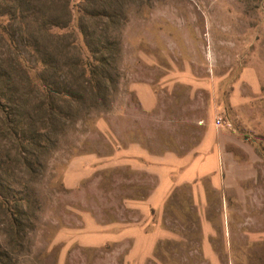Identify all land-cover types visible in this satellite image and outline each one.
Wrapping results in <instances>:
<instances>
[{"label":"rangeland","instance_id":"obj_1","mask_svg":"<svg viewBox=\"0 0 264 264\" xmlns=\"http://www.w3.org/2000/svg\"><path fill=\"white\" fill-rule=\"evenodd\" d=\"M115 1L121 12L112 37L119 52L99 95L82 90L79 102L63 105L64 117L51 123L43 102L56 96L41 85L23 91L33 103L28 124L34 131L50 126L37 137L42 149L23 155L11 143L4 152L12 161L4 164L11 167L9 183L26 188L34 201L31 228L21 249L9 248V264L202 260L195 252L201 222L187 205L189 189L176 190L165 209L148 203L165 158L193 155L211 125L235 135L230 148L247 169L241 192L253 200L245 218L259 231L235 261L264 264V0ZM77 25L74 11L67 30L81 43ZM238 207L230 203L225 224L234 246ZM214 217L220 227L224 211ZM4 221L0 209V249L7 245Z\"/></svg>","mask_w":264,"mask_h":264},{"label":"trees","instance_id":"obj_2","mask_svg":"<svg viewBox=\"0 0 264 264\" xmlns=\"http://www.w3.org/2000/svg\"><path fill=\"white\" fill-rule=\"evenodd\" d=\"M117 4L115 0H81L77 5L73 0H0V209L8 245L0 249V264L11 263L14 251L9 248H22L31 228L28 205L34 204L26 188L9 183L11 167L4 164L12 161L4 152L11 143L23 155L29 148L42 149L44 142L37 137L48 134L50 126L34 131L28 124L33 103L23 91L42 86L56 96L43 102L51 123L64 117L63 105L79 102L82 90L99 95L109 85L119 52L112 37L121 12ZM74 11L81 43L73 30H67ZM24 160L31 167V157Z\"/></svg>","mask_w":264,"mask_h":264},{"label":"crops","instance_id":"obj_3","mask_svg":"<svg viewBox=\"0 0 264 264\" xmlns=\"http://www.w3.org/2000/svg\"><path fill=\"white\" fill-rule=\"evenodd\" d=\"M232 98V101L236 102L235 95ZM234 141L235 135L229 129L209 126L193 155L183 157L180 161H173L171 156L165 158L163 177L154 197L148 203L165 209L169 200L174 198L176 190L182 187L189 189L187 205L196 209L201 222V231L199 236L196 235L199 240L195 252L202 256V260H197L196 264H238L234 257L241 255L243 244L250 239L255 241L259 237V231L256 229L258 226L252 223L254 221L252 217L245 218L246 206L252 204L253 200L244 196L245 192H241V182L246 178L244 176L247 169L230 148L235 144ZM234 200L240 212L238 220V210L233 211V214L235 213L233 222L237 230L233 233L236 238L235 246L231 242L232 234L229 231L228 236L225 229V224L231 219L230 203H234ZM183 205L185 206V203ZM222 210L224 221H221L219 227L214 214ZM257 248L256 246L252 254L257 253ZM150 249L148 248L149 251ZM240 264L253 263L251 259L249 263L241 261Z\"/></svg>","mask_w":264,"mask_h":264},{"label":"built area","instance_id":"obj_4","mask_svg":"<svg viewBox=\"0 0 264 264\" xmlns=\"http://www.w3.org/2000/svg\"><path fill=\"white\" fill-rule=\"evenodd\" d=\"M216 123L217 125H222L223 124L222 118L217 119Z\"/></svg>","mask_w":264,"mask_h":264}]
</instances>
